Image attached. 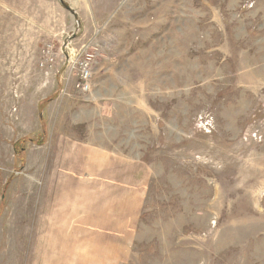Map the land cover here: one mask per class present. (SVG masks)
<instances>
[{"label":"rangeland","instance_id":"rangeland-1","mask_svg":"<svg viewBox=\"0 0 264 264\" xmlns=\"http://www.w3.org/2000/svg\"><path fill=\"white\" fill-rule=\"evenodd\" d=\"M0 166V264H264V0H0Z\"/></svg>","mask_w":264,"mask_h":264},{"label":"crops","instance_id":"crops-1","mask_svg":"<svg viewBox=\"0 0 264 264\" xmlns=\"http://www.w3.org/2000/svg\"><path fill=\"white\" fill-rule=\"evenodd\" d=\"M33 119L34 118H32V120ZM58 135H60L59 139H56V141H55V139H53V136H51V133L50 132L47 133L46 130H44L42 145H44V147H46V149H48V146L50 148H52L51 146L53 144H55V146L58 147V148L56 147V149H59L62 146L66 145V143H68V149H67V153L69 154L68 157L73 163L78 164V161L80 162L84 157L83 144L79 141H76L75 139L72 140L71 142H67V140L65 139L66 135H63V134H58ZM54 136L56 137L57 135H54ZM34 141H35L34 138H31V137H27V139L25 138L23 141H21V142H23V144H26L25 148H23L22 150L24 151V150H26V147L28 148V146H27L28 142L31 143ZM101 151L102 150H100V152H97L92 156L93 160L94 161H98V160L100 161L102 159L105 163H107V161H109V156L106 152H103L106 154H101L102 153ZM60 152L62 154L63 150L60 149ZM110 159H111V157H110ZM105 166L106 165H104L103 167H105ZM10 182H12V179L8 180L6 187L3 186V188H2L3 183L1 184V187H0V189L2 190L1 200H0V214H2L3 210L6 208V207L3 208V205H4V202H7V200H8V193H6V190L8 189ZM62 200L63 199L60 196L56 197L54 200L56 202V204H55V207L53 209H52V205L48 204L49 205V213H50L49 216H51L52 218L53 217L61 218L63 216L60 213L56 212L57 202H60V201L62 202ZM46 216L48 217V215L45 214L44 219ZM44 223H45V220H44ZM53 226H54V228H52L51 226L48 227L47 225L44 226V229L48 228L49 234H51V236L49 238L45 239V241H47V242L49 241L48 245L45 246V243H44V258L47 259L45 261V263H48V264L55 263V261L54 262L52 261L53 253H54V256H56L58 253L62 256V253H61L62 248L60 247V245L58 244V242L56 240L57 237H59L60 239L63 238V236H61L59 234V231H61L63 233L68 232V229L66 228V226L64 224H54ZM73 255H74V253H73ZM61 263H63L62 259L60 260L59 264H61Z\"/></svg>","mask_w":264,"mask_h":264},{"label":"built area","instance_id":"built-area-1","mask_svg":"<svg viewBox=\"0 0 264 264\" xmlns=\"http://www.w3.org/2000/svg\"><path fill=\"white\" fill-rule=\"evenodd\" d=\"M73 53V56L68 55L67 59L71 72H75L77 76L76 88L81 92H88L93 85L94 54L90 51H86L85 48ZM52 60V58H48L46 62L48 63ZM1 170H3V167L0 166V172ZM16 174H18V172H16Z\"/></svg>","mask_w":264,"mask_h":264},{"label":"water","instance_id":"water-1","mask_svg":"<svg viewBox=\"0 0 264 264\" xmlns=\"http://www.w3.org/2000/svg\"><path fill=\"white\" fill-rule=\"evenodd\" d=\"M67 8L71 11V13H73L74 14V16L75 17H77L78 16V14H77V12L74 10V9H72L71 7H69V6H67Z\"/></svg>","mask_w":264,"mask_h":264}]
</instances>
